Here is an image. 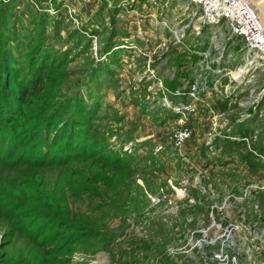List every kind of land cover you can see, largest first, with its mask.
<instances>
[{
	"label": "rangeland",
	"instance_id": "rangeland-1",
	"mask_svg": "<svg viewBox=\"0 0 264 264\" xmlns=\"http://www.w3.org/2000/svg\"><path fill=\"white\" fill-rule=\"evenodd\" d=\"M198 13L188 0H0V51L14 77L54 82L59 100L91 113L89 135L104 150L70 179L0 175V197L31 195L34 208L76 221L19 224L5 264H205L218 247L264 257V157L230 145L264 144V67L226 23ZM43 62L64 64L58 81ZM184 129L190 138L177 146ZM72 187L81 199L66 194ZM29 228L56 238L40 246Z\"/></svg>",
	"mask_w": 264,
	"mask_h": 264
},
{
	"label": "trees",
	"instance_id": "trees-1",
	"mask_svg": "<svg viewBox=\"0 0 264 264\" xmlns=\"http://www.w3.org/2000/svg\"><path fill=\"white\" fill-rule=\"evenodd\" d=\"M81 35L83 43L91 45L92 39L83 33ZM91 35L99 33L93 31ZM6 55L0 51V175H8L23 183L34 175L43 177L60 171L70 179L76 163L93 159L104 151L89 135L87 118L91 113H79V107L67 103L68 99L59 100L60 88L53 87L54 82L37 86L39 77L30 81L18 75L14 77L17 72ZM40 65V72L49 74L55 81L59 80L56 72L64 68L63 63L53 65L43 62ZM28 70L30 68L18 73ZM31 70L39 73L33 68ZM216 104L217 109L225 113L231 104L230 97ZM239 133L248 139L245 130ZM247 141L230 142V145H238L236 148L246 151L248 157L255 153L264 157V144L258 147L252 139L251 144ZM66 194L78 195L80 199L83 197L82 193H75L73 187ZM34 202L37 200L31 195L0 197V264H5L7 255L4 250L12 244L19 224L40 218L49 221L50 226L67 228L76 222L68 210L57 213L45 208L38 210L34 208ZM38 228L42 234L43 228ZM30 230H27V235L40 246H46L49 239L53 241L56 238L39 241L42 235L35 238L36 231L31 233Z\"/></svg>",
	"mask_w": 264,
	"mask_h": 264
},
{
	"label": "built area",
	"instance_id": "built-area-1",
	"mask_svg": "<svg viewBox=\"0 0 264 264\" xmlns=\"http://www.w3.org/2000/svg\"><path fill=\"white\" fill-rule=\"evenodd\" d=\"M199 10L201 20L210 26H217L226 23L229 38L240 39L244 43V47L248 53L255 54L262 62L264 67V28L258 15V6L252 0H188ZM96 43V38L95 41ZM226 68L218 70L223 73ZM225 73V72H224ZM197 87L194 86L190 91V95L199 101V94L196 92ZM218 88L205 91V95L211 96L218 93ZM187 113L195 112L192 106L184 107ZM185 110L183 111L185 113ZM189 129H184L174 137L175 145L181 146L190 138ZM228 231V230H227ZM230 233V232H228ZM216 246L213 244H204L203 249ZM207 255L205 264H264V257L252 256L242 251H230L229 247H218L216 250L210 251ZM208 253V254H209Z\"/></svg>",
	"mask_w": 264,
	"mask_h": 264
},
{
	"label": "water",
	"instance_id": "water-1",
	"mask_svg": "<svg viewBox=\"0 0 264 264\" xmlns=\"http://www.w3.org/2000/svg\"><path fill=\"white\" fill-rule=\"evenodd\" d=\"M260 8V21L264 28V0H252Z\"/></svg>",
	"mask_w": 264,
	"mask_h": 264
},
{
	"label": "bare ground",
	"instance_id": "bare-ground-1",
	"mask_svg": "<svg viewBox=\"0 0 264 264\" xmlns=\"http://www.w3.org/2000/svg\"><path fill=\"white\" fill-rule=\"evenodd\" d=\"M260 14V13H259ZM259 17H260V15H259Z\"/></svg>",
	"mask_w": 264,
	"mask_h": 264
}]
</instances>
